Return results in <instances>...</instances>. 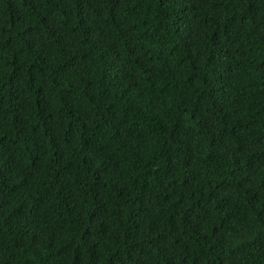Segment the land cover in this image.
I'll list each match as a JSON object with an SVG mask.
<instances>
[{
	"label": "trees",
	"instance_id": "obj_1",
	"mask_svg": "<svg viewBox=\"0 0 264 264\" xmlns=\"http://www.w3.org/2000/svg\"><path fill=\"white\" fill-rule=\"evenodd\" d=\"M0 264H264V0H0Z\"/></svg>",
	"mask_w": 264,
	"mask_h": 264
}]
</instances>
